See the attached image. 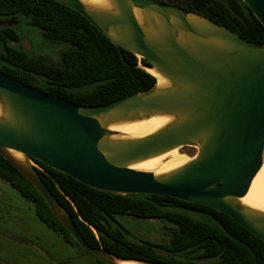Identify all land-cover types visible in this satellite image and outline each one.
I'll use <instances>...</instances> for the list:
<instances>
[{
    "label": "water",
    "instance_id": "water-1",
    "mask_svg": "<svg viewBox=\"0 0 264 264\" xmlns=\"http://www.w3.org/2000/svg\"><path fill=\"white\" fill-rule=\"evenodd\" d=\"M52 1L78 13L135 56L138 68L166 82L156 80L106 105L81 107L0 73V156L41 196L77 246L104 264H159L88 246L32 160L98 192L167 196L212 209L264 243V213L240 202L264 164V45L157 0H106L101 7ZM240 1L264 29V0ZM12 26L0 21V29ZM22 45L29 50L27 42ZM153 118L168 122L146 137L111 130ZM184 147L196 153L172 171L133 169Z\"/></svg>",
    "mask_w": 264,
    "mask_h": 264
},
{
    "label": "trees",
    "instance_id": "trees-1",
    "mask_svg": "<svg viewBox=\"0 0 264 264\" xmlns=\"http://www.w3.org/2000/svg\"><path fill=\"white\" fill-rule=\"evenodd\" d=\"M175 6L247 42L264 45L263 27L240 0H184ZM1 19H25L47 44L63 46L59 64H53L15 48L12 42L19 38L15 27L0 29V73L49 96L76 106L94 107L145 91L156 83L154 77L137 67L135 56L116 48L78 13L52 0H0ZM139 63L148 66L143 60ZM32 161L44 185L92 248L101 247L125 260L159 264H264V243L212 209L167 196L98 192ZM0 180L31 204L35 217L47 229L81 250L41 196L1 156ZM117 216L163 223L168 239L164 244L132 241L126 229L115 222Z\"/></svg>",
    "mask_w": 264,
    "mask_h": 264
},
{
    "label": "rangeland",
    "instance_id": "rangeland-1",
    "mask_svg": "<svg viewBox=\"0 0 264 264\" xmlns=\"http://www.w3.org/2000/svg\"><path fill=\"white\" fill-rule=\"evenodd\" d=\"M181 5L184 0H163ZM1 21H4L1 19ZM19 38L27 42L31 56H41L46 61L59 64L62 45L47 44L40 32L29 26L27 20H10ZM178 154L190 159L193 148H180ZM170 158L163 159L162 162ZM115 222L127 231L132 241H149L164 244L168 232L157 221L135 220L117 216ZM164 255V254H162ZM96 260L76 247H71L35 217L31 204L23 200L6 182L0 180V264H96Z\"/></svg>",
    "mask_w": 264,
    "mask_h": 264
},
{
    "label": "bare ground",
    "instance_id": "bare-ground-1",
    "mask_svg": "<svg viewBox=\"0 0 264 264\" xmlns=\"http://www.w3.org/2000/svg\"><path fill=\"white\" fill-rule=\"evenodd\" d=\"M82 1L93 6L101 7L107 5L106 0ZM151 74L155 76L158 85H164L166 83L165 80H163L153 71H151ZM167 122L168 119L166 118H153L140 123L115 126L112 127L111 130L124 135L127 138H142L154 133L155 131L163 127ZM177 150L178 149H175L158 158L138 164L134 166L133 169L137 171L151 172L155 175L172 171L190 161V159H188L187 157L180 156ZM167 157L170 159L162 162L163 159H166ZM240 202L245 206L264 213V164L252 180L246 196L242 198Z\"/></svg>",
    "mask_w": 264,
    "mask_h": 264
},
{
    "label": "flooded vegetation",
    "instance_id": "flooded-vegetation-1",
    "mask_svg": "<svg viewBox=\"0 0 264 264\" xmlns=\"http://www.w3.org/2000/svg\"><path fill=\"white\" fill-rule=\"evenodd\" d=\"M157 1L161 2V0H157ZM161 3L175 6V4H173V3H166V2H161ZM21 40H22L21 38H18V40H16L15 42H12V45H13L15 48H17V49L20 50V49L22 48Z\"/></svg>",
    "mask_w": 264,
    "mask_h": 264
}]
</instances>
